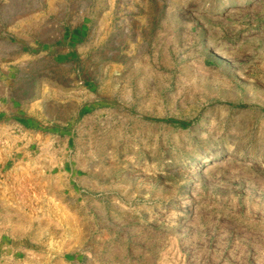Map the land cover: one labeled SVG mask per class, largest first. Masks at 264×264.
Instances as JSON below:
<instances>
[{
  "label": "rangeland",
  "instance_id": "obj_1",
  "mask_svg": "<svg viewBox=\"0 0 264 264\" xmlns=\"http://www.w3.org/2000/svg\"><path fill=\"white\" fill-rule=\"evenodd\" d=\"M0 264H264V0H0Z\"/></svg>",
  "mask_w": 264,
  "mask_h": 264
},
{
  "label": "bare ground",
  "instance_id": "obj_2",
  "mask_svg": "<svg viewBox=\"0 0 264 264\" xmlns=\"http://www.w3.org/2000/svg\"><path fill=\"white\" fill-rule=\"evenodd\" d=\"M29 216H30V220H41L45 215L43 216L42 214L39 215V214H35V213H34V214H33V213H30ZM48 217H49V216H48ZM48 217H47V218H48ZM58 217H59V216H58ZM40 218H41V219H40ZM45 218H46V217H45ZM50 220H51V219H50ZM42 221H43V220H42ZM42 221H41V222H42ZM53 221H54V220H53ZM37 222H39V221H37ZM41 222H39V223H41ZM48 223H49V222H48ZM52 223H53V222H52ZM56 223H57V222H56ZM56 223H55V224H56ZM55 224H54V225H55ZM56 225H57V224H56ZM56 227H57V226H56Z\"/></svg>",
  "mask_w": 264,
  "mask_h": 264
}]
</instances>
